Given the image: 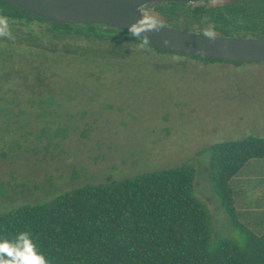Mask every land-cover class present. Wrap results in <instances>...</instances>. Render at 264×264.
<instances>
[{
    "label": "rangeland",
    "instance_id": "1",
    "mask_svg": "<svg viewBox=\"0 0 264 264\" xmlns=\"http://www.w3.org/2000/svg\"><path fill=\"white\" fill-rule=\"evenodd\" d=\"M43 42L45 37L37 56L38 46L25 41V54L0 47V102L8 109L0 115V212L86 183L189 165L196 171L193 189L212 220L235 235V228L222 224L224 212L212 195L211 147L264 138V62L204 63L129 42L124 45L133 52L117 59L96 46L90 52L94 45L85 40L75 48L90 57L65 55L57 44L59 59L49 61ZM38 70L47 75L51 107L28 101L39 88ZM49 114L61 116L49 127L55 136L60 126L64 138L48 140L46 147L47 138L36 135L49 128ZM11 146L20 148L9 152Z\"/></svg>",
    "mask_w": 264,
    "mask_h": 264
},
{
    "label": "trees",
    "instance_id": "2",
    "mask_svg": "<svg viewBox=\"0 0 264 264\" xmlns=\"http://www.w3.org/2000/svg\"><path fill=\"white\" fill-rule=\"evenodd\" d=\"M211 1L161 2L145 10H151L164 26L182 31L203 35L211 24L219 36L264 38V0ZM0 13L9 18L15 37L0 38V47L10 55L12 51L27 53L20 49L21 41L32 44L33 49L38 46L32 55H39L41 37H45L43 52L49 61L59 59L57 44L65 55L90 57L75 48L77 40L94 45L90 52L96 46L117 59L123 51L127 56L133 52L124 42L140 43L129 33L107 25L54 23L2 1ZM35 27H43V32L38 33ZM147 46L159 54H177ZM75 50L77 54H69ZM191 58L204 63L224 62ZM36 72L39 88L28 94V101L49 103L51 107L54 100L44 83L47 75ZM7 111L0 102V115ZM50 114L46 127L61 118ZM59 127H55V136L50 127L38 130L36 136L47 138V147L48 140L64 138ZM209 172L212 195L224 212L226 221L222 216V224L235 228V235L212 220L203 198L199 199L193 189L195 169L181 165L82 184L44 202L0 212V239L13 240L19 233L28 232L49 264H264V138L246 136L213 145Z\"/></svg>",
    "mask_w": 264,
    "mask_h": 264
},
{
    "label": "water",
    "instance_id": "3",
    "mask_svg": "<svg viewBox=\"0 0 264 264\" xmlns=\"http://www.w3.org/2000/svg\"><path fill=\"white\" fill-rule=\"evenodd\" d=\"M44 20L61 24L96 23L129 33L128 28L146 14L149 5L196 3L203 0H0ZM149 45L191 57L233 61L264 62V38H235L216 35L214 38L164 26L149 33ZM171 44L165 46L163 41ZM203 50V51H201Z\"/></svg>",
    "mask_w": 264,
    "mask_h": 264
},
{
    "label": "clouds",
    "instance_id": "4",
    "mask_svg": "<svg viewBox=\"0 0 264 264\" xmlns=\"http://www.w3.org/2000/svg\"><path fill=\"white\" fill-rule=\"evenodd\" d=\"M163 27L162 21L157 16L141 14V19L132 24L128 32L135 40L140 41L138 47L144 48L149 43V33L159 32ZM214 28V25L209 24L204 29L203 35L214 38L216 36ZM0 38L15 39L9 18L2 13H0ZM163 43L168 46L171 41L164 40ZM0 264H49V260L38 251L30 234L22 232L13 240L0 239Z\"/></svg>",
    "mask_w": 264,
    "mask_h": 264
}]
</instances>
